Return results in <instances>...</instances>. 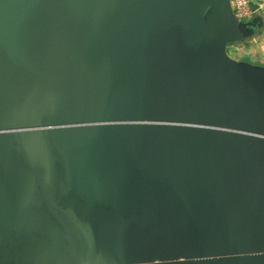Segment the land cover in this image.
<instances>
[{
  "label": "water",
  "instance_id": "water-1",
  "mask_svg": "<svg viewBox=\"0 0 264 264\" xmlns=\"http://www.w3.org/2000/svg\"><path fill=\"white\" fill-rule=\"evenodd\" d=\"M232 0H0V264H264V31Z\"/></svg>",
  "mask_w": 264,
  "mask_h": 264
},
{
  "label": "rangeland",
  "instance_id": "rangeland-1",
  "mask_svg": "<svg viewBox=\"0 0 264 264\" xmlns=\"http://www.w3.org/2000/svg\"><path fill=\"white\" fill-rule=\"evenodd\" d=\"M257 42L258 45L249 43L247 47L243 46L236 51L228 52L229 57L233 60L240 61L239 57L250 55L251 60H248V62L253 63L252 65L264 67V33L259 37Z\"/></svg>",
  "mask_w": 264,
  "mask_h": 264
},
{
  "label": "built area",
  "instance_id": "built-area-1",
  "mask_svg": "<svg viewBox=\"0 0 264 264\" xmlns=\"http://www.w3.org/2000/svg\"><path fill=\"white\" fill-rule=\"evenodd\" d=\"M233 13L239 21L252 19L264 10V0H232Z\"/></svg>",
  "mask_w": 264,
  "mask_h": 264
},
{
  "label": "crops",
  "instance_id": "crops-1",
  "mask_svg": "<svg viewBox=\"0 0 264 264\" xmlns=\"http://www.w3.org/2000/svg\"><path fill=\"white\" fill-rule=\"evenodd\" d=\"M233 5V1H231V6ZM262 16H263V18H264V10L262 11ZM264 33V31L260 34V35H258L256 38H254V39H252V40H250L249 42H247L246 43V46L245 47H247L248 45H249V43H253L252 45H258V39H259V37L262 35ZM231 46H234V45H231ZM235 47V46H234ZM236 48V47H235ZM228 49H229V47H228ZM237 49H239V48H237ZM251 49H253V48H251ZM229 52V51H228ZM248 56H250V55H248Z\"/></svg>",
  "mask_w": 264,
  "mask_h": 264
},
{
  "label": "trees",
  "instance_id": "trees-1",
  "mask_svg": "<svg viewBox=\"0 0 264 264\" xmlns=\"http://www.w3.org/2000/svg\"><path fill=\"white\" fill-rule=\"evenodd\" d=\"M232 45V44H231ZM229 46V49H228V51L230 52V51H236L237 50V48H235L234 46ZM246 46V45H245ZM239 59L240 60H246V61H250L251 60V57L250 56H243V57H239Z\"/></svg>",
  "mask_w": 264,
  "mask_h": 264
}]
</instances>
